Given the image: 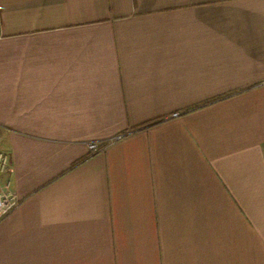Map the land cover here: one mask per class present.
Instances as JSON below:
<instances>
[{"label":"crops","instance_id":"1","mask_svg":"<svg viewBox=\"0 0 264 264\" xmlns=\"http://www.w3.org/2000/svg\"><path fill=\"white\" fill-rule=\"evenodd\" d=\"M262 81L264 0H0V264H264Z\"/></svg>","mask_w":264,"mask_h":264},{"label":"built area","instance_id":"2","mask_svg":"<svg viewBox=\"0 0 264 264\" xmlns=\"http://www.w3.org/2000/svg\"><path fill=\"white\" fill-rule=\"evenodd\" d=\"M264 85V81L261 82ZM174 114L172 118L177 117ZM125 135H116L109 139L94 141L87 143V153L89 157H93L109 146L121 140ZM11 160L10 156L5 152H0V222L9 214L15 211L21 204L22 199L10 186Z\"/></svg>","mask_w":264,"mask_h":264},{"label":"trees","instance_id":"3","mask_svg":"<svg viewBox=\"0 0 264 264\" xmlns=\"http://www.w3.org/2000/svg\"><path fill=\"white\" fill-rule=\"evenodd\" d=\"M154 125V123H150V124H148V125H145L143 128H148V127H151V126H153ZM90 157L89 156H87V159H89Z\"/></svg>","mask_w":264,"mask_h":264},{"label":"rangeland","instance_id":"4","mask_svg":"<svg viewBox=\"0 0 264 264\" xmlns=\"http://www.w3.org/2000/svg\"><path fill=\"white\" fill-rule=\"evenodd\" d=\"M1 152V151H0Z\"/></svg>","mask_w":264,"mask_h":264}]
</instances>
